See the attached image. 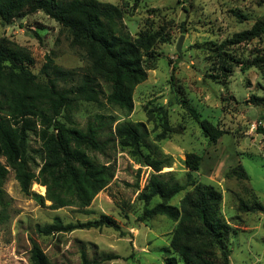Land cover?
Instances as JSON below:
<instances>
[{"label": "rangeland", "instance_id": "obj_1", "mask_svg": "<svg viewBox=\"0 0 264 264\" xmlns=\"http://www.w3.org/2000/svg\"><path fill=\"white\" fill-rule=\"evenodd\" d=\"M99 1L119 7L121 21L131 36L145 28H159L163 36L154 46L145 79L132 90L131 112L125 114L101 98L99 103L79 101L68 119L66 112L58 116L66 125L81 129L97 114L116 118L104 126L100 137L107 140L104 151L91 152L96 161L113 167V178L84 208H52L47 200L41 203L38 197L23 194L9 170L0 192V264H29L31 240L40 245L51 264H85L81 251L88 264H183L174 253L170 256L176 261L167 263L163 251L169 247L175 222L162 215L138 219L144 205L138 194L154 171L113 141L111 131L118 121L144 122L148 142L155 146L153 155L169 159L170 166L159 171L161 178L171 177L185 186L170 204L177 205L195 184L219 190L220 214L235 226L225 239L229 264H264V32L232 49V56L243 63L232 65L225 73L219 70L213 51L233 33L249 28L258 19L264 22V0ZM181 35L179 57L175 45ZM2 37L30 54V69L40 81L46 80L41 68L47 55L64 69L83 72L87 65L83 50L72 45L66 31L42 11L0 24ZM254 58L263 62L247 65ZM103 90L107 92L106 85ZM185 105L222 130L214 143L204 136ZM160 106L167 110L172 131L155 140L162 129ZM28 150L33 158L31 166L40 165V142L34 134L28 136ZM143 150L149 152L150 148L144 146ZM188 153L193 154L195 168L185 163ZM0 161L5 163L3 157ZM30 190L45 193V187L36 182ZM240 200L260 204L263 209L241 211ZM101 214L110 216L118 229L82 228L52 235H39L35 230L37 225L51 223L54 216L67 223ZM107 255L117 257L103 260Z\"/></svg>", "mask_w": 264, "mask_h": 264}, {"label": "trees", "instance_id": "obj_2", "mask_svg": "<svg viewBox=\"0 0 264 264\" xmlns=\"http://www.w3.org/2000/svg\"><path fill=\"white\" fill-rule=\"evenodd\" d=\"M42 11L57 22L68 34L70 43L84 52L86 67L64 69L47 55L41 72L46 80L40 81L30 65L33 58L24 49L0 38V192L9 170L14 173L21 192L38 197L50 207L76 206L84 208L113 178L114 169L106 162H98L91 152L102 153L107 140H101L104 126L116 121L113 116L95 115L84 129L68 126L58 119L76 109L79 101L99 103L103 98L125 114L133 108L132 90L146 77L148 61L154 58V46L163 41L158 29L145 28L131 36L121 21V10L112 3L99 0H0V24L8 25L17 18ZM236 15H238L235 12ZM241 16V15H238ZM264 32V22L256 20L249 28L233 33L213 49L221 72L243 63L231 51ZM263 62L254 58L247 65ZM103 85L107 86L104 92ZM190 116L198 123L205 137L215 142L222 130L201 118L192 106L185 105ZM161 131L155 140L172 131L167 110L158 108ZM34 134L40 142L41 164L31 166L33 158L28 150V136ZM113 141L154 172L138 194L144 205L139 220L162 215L175 222L169 233V247H164L167 263L176 258L183 264H229L226 237L233 226L220 214L221 193L209 184H195L186 190L177 205L169 201L184 185L161 178L159 171L170 166L168 158L153 155L155 146L148 142L149 131L142 121H118L111 131ZM150 148L144 152L143 148ZM193 154H186L185 163L195 168ZM38 168V169H37ZM37 169V170H36ZM33 182L45 187L44 195L31 192ZM157 199L155 203L150 202ZM241 211L262 208L260 204H246L240 200ZM112 227L116 222L108 215L86 221L64 223L59 216L43 226H36L39 235L70 232L74 229ZM218 251V253H216ZM171 253L176 255L170 256ZM107 255L103 260L116 258ZM85 264V252L81 251ZM101 260V261H103ZM29 264H51L40 245L31 240Z\"/></svg>", "mask_w": 264, "mask_h": 264}, {"label": "water", "instance_id": "obj_3", "mask_svg": "<svg viewBox=\"0 0 264 264\" xmlns=\"http://www.w3.org/2000/svg\"><path fill=\"white\" fill-rule=\"evenodd\" d=\"M19 18H17L18 20ZM182 40H183V35H181L177 42H176V45H175V49H176V52L178 53L179 57H181V44H182Z\"/></svg>", "mask_w": 264, "mask_h": 264}, {"label": "crops", "instance_id": "obj_4", "mask_svg": "<svg viewBox=\"0 0 264 264\" xmlns=\"http://www.w3.org/2000/svg\"><path fill=\"white\" fill-rule=\"evenodd\" d=\"M229 223H230V222H229ZM230 225H232L233 227H235L234 224H230ZM229 260H230V259H229Z\"/></svg>", "mask_w": 264, "mask_h": 264}]
</instances>
